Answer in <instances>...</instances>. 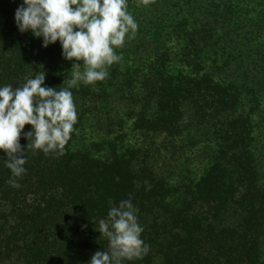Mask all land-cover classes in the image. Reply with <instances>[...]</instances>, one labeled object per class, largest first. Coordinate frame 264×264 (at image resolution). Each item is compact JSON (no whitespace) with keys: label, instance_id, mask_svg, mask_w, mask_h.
Masks as SVG:
<instances>
[{"label":"trees","instance_id":"16d2710c","mask_svg":"<svg viewBox=\"0 0 264 264\" xmlns=\"http://www.w3.org/2000/svg\"><path fill=\"white\" fill-rule=\"evenodd\" d=\"M0 0V86L45 71L57 90L83 62L21 33ZM137 29L108 76L70 89L63 155L0 150V264H88L131 200L142 258L123 264H264V0H127ZM30 125H25L28 131ZM15 179L19 187H13Z\"/></svg>","mask_w":264,"mask_h":264},{"label":"clouds","instance_id":"9594fccd","mask_svg":"<svg viewBox=\"0 0 264 264\" xmlns=\"http://www.w3.org/2000/svg\"><path fill=\"white\" fill-rule=\"evenodd\" d=\"M14 23L19 32L42 38L41 47L58 42L64 60L82 61L84 66L80 71L77 64L67 87L60 90L45 84V71L25 77L21 87L0 86V150L7 157L5 166L18 178L26 172L21 136L31 141L27 146L34 150L63 155L77 123L70 89L81 82L104 80L107 67L121 58L114 49L124 45L126 35L135 33L137 23L127 11V0H22ZM26 124L28 131H24ZM9 183L19 187L15 179ZM135 213L130 199L110 207L98 228L109 250L96 251L88 264H123L147 254Z\"/></svg>","mask_w":264,"mask_h":264}]
</instances>
